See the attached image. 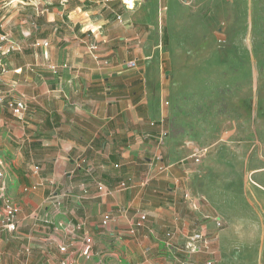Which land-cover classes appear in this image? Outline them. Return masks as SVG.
Listing matches in <instances>:
<instances>
[{
    "label": "crops",
    "instance_id": "crops-1",
    "mask_svg": "<svg viewBox=\"0 0 264 264\" xmlns=\"http://www.w3.org/2000/svg\"><path fill=\"white\" fill-rule=\"evenodd\" d=\"M3 1L0 30L20 48L5 57L9 70L0 74V88L28 107L17 116L0 105V220L4 197L20 207L16 232L0 229V264L55 263L64 257L59 246L75 249L85 233L95 238L98 254L71 257L69 264H181L187 256L177 247L197 228L215 235V264H264L263 155L255 150L253 159L245 152L243 164L213 163L212 174L203 176L194 162L211 158L209 147L189 145L193 160L176 165L179 150L171 151L166 140L158 145L166 103L154 70L158 58L145 53L152 23L137 18L139 6L127 8L126 0H7L1 9ZM128 60L138 67H127ZM201 149L206 153L196 161L192 155ZM160 153L163 164L152 165ZM147 175L151 181L142 187ZM125 180L126 190L118 189ZM99 183L111 192L104 194ZM187 192L198 208L185 199ZM51 193L59 207L45 203ZM109 212L116 220L103 229ZM144 212L139 234L124 235L128 222ZM206 215L219 216L223 226ZM60 222L81 228L56 229ZM168 231L174 233L171 248ZM250 232L259 233L260 256L226 258L240 235L243 253L250 249ZM207 260L192 255L189 264Z\"/></svg>",
    "mask_w": 264,
    "mask_h": 264
},
{
    "label": "rangeland",
    "instance_id": "rangeland-1",
    "mask_svg": "<svg viewBox=\"0 0 264 264\" xmlns=\"http://www.w3.org/2000/svg\"><path fill=\"white\" fill-rule=\"evenodd\" d=\"M135 6L137 18L152 23L145 53L158 58L154 70L169 102L162 117L165 140L171 151L179 150L172 158L176 165L193 160L187 157L191 144L213 152L211 158L193 161L203 176L212 174L213 163L243 164L245 152L253 159L260 151L264 159V0L131 1ZM129 61L136 64L127 67H138L137 60L124 64ZM255 233L246 236L253 244L246 253L243 236L234 237L226 258L260 256Z\"/></svg>",
    "mask_w": 264,
    "mask_h": 264
},
{
    "label": "built area",
    "instance_id": "built-area-1",
    "mask_svg": "<svg viewBox=\"0 0 264 264\" xmlns=\"http://www.w3.org/2000/svg\"><path fill=\"white\" fill-rule=\"evenodd\" d=\"M12 1V0H10ZM47 1V0H45ZM8 1L4 0L1 3V9L6 8V3ZM46 8L42 9V12L46 11ZM45 45H48V43H44ZM37 45H41V43H37ZM19 44L17 41L12 39V37L8 33H4L0 30V74L5 73L9 70L7 63L4 61L5 57L12 53L15 50H19ZM90 51H96L97 45L95 43H91L89 46ZM135 61H129L125 63L126 66H135ZM11 94V91H5L0 88V105L6 103L8 107H10L13 110V113L17 116H20L23 114V112L27 109L28 103L25 99H17L14 100L9 97ZM166 104H169L168 101L165 102ZM161 123L163 124V119L161 120ZM167 132L162 126L160 129L159 134L157 135L158 145L164 143ZM205 150L201 149L194 153L192 157L199 161L200 158L205 154ZM158 161H161L163 164L164 158L163 155L160 153L159 155L155 156L153 160H151L152 165L156 164ZM2 162L0 161V177L4 176V171L2 167ZM116 168H120V164H115ZM39 168V167H37ZM165 166H160V170H163ZM151 181V177L147 175L142 183L141 186H147ZM128 182L122 181L118 185V189L126 190L128 187ZM35 187V186H34ZM33 187V188H34ZM29 188H26L28 190ZM99 190L103 191L104 194H108L111 192L110 189H106L105 186L102 183H99ZM185 199L188 201L190 205H192L193 208H198V199L194 198L193 195H191L189 192L185 194ZM45 203L50 204L51 207H59L61 205V201L56 193H51L46 199ZM20 212V207L13 202L11 199L4 197L3 200V215L0 220V229L8 231V232H16L18 229V214ZM147 213H141L136 218L130 220L128 222V227L126 231H123L124 235L129 237H136L140 230L144 228L145 221L147 219ZM208 219L214 220L217 224V226L220 228L223 226V221L221 218L217 215H206L205 216ZM116 220V217L112 213H107L103 216L101 220L102 228H108L111 222H114ZM46 222H50V219L48 218ZM81 225H70L65 224L63 222L58 223L56 226V229L64 228L68 232H72L74 230H80ZM174 233L172 231H168L166 233L165 237V244L167 247L171 248L174 244ZM185 243L182 246L177 247L178 251H182L186 254L187 258L181 259V264H189L190 263V256L197 255V254H204L208 256V260L205 262V264H215L217 261V247L215 245L216 243V237L215 235H210L206 230L202 228H197L196 230L192 231L191 233L187 234L185 237ZM72 246L71 243H63L59 246V250L63 253L64 257L58 260L55 263L51 264H69L71 257H81L85 259H93L98 252L96 251V240L95 238L90 234H82L80 241L78 242V245L75 246V249L70 250V247ZM29 252L30 250L27 249ZM105 252L103 251V255ZM21 264H30L28 261H22ZM114 264H120L119 262H116Z\"/></svg>",
    "mask_w": 264,
    "mask_h": 264
},
{
    "label": "clouds",
    "instance_id": "clouds-1",
    "mask_svg": "<svg viewBox=\"0 0 264 264\" xmlns=\"http://www.w3.org/2000/svg\"><path fill=\"white\" fill-rule=\"evenodd\" d=\"M126 3H128L129 7H131V0H126Z\"/></svg>",
    "mask_w": 264,
    "mask_h": 264
}]
</instances>
